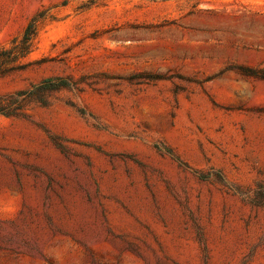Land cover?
I'll return each mask as SVG.
<instances>
[{"label": "rangeland", "instance_id": "rangeland-1", "mask_svg": "<svg viewBox=\"0 0 264 264\" xmlns=\"http://www.w3.org/2000/svg\"><path fill=\"white\" fill-rule=\"evenodd\" d=\"M46 10L0 96L71 86L0 114V264H264V0H0V48Z\"/></svg>", "mask_w": 264, "mask_h": 264}, {"label": "trees", "instance_id": "trees-1", "mask_svg": "<svg viewBox=\"0 0 264 264\" xmlns=\"http://www.w3.org/2000/svg\"><path fill=\"white\" fill-rule=\"evenodd\" d=\"M53 20L48 15V11L37 13L27 24L23 33L14 38L9 46L0 48V78L26 70L30 63L27 58L33 53L39 37L41 27L47 20ZM241 73L247 76L264 79V71L242 68ZM70 80L65 77H49L30 88L16 91L13 94L0 96V114L8 117L24 116L27 103H46L49 93L70 88ZM58 146L60 144H57ZM169 155L174 156L171 150H167ZM177 161L180 162L178 158ZM184 165L182 162H180Z\"/></svg>", "mask_w": 264, "mask_h": 264}]
</instances>
